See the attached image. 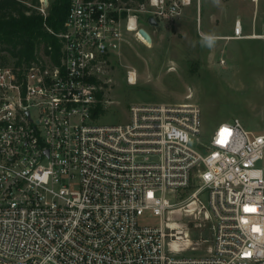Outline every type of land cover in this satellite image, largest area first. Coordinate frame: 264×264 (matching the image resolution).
<instances>
[{"label":"built area","instance_id":"obj_1","mask_svg":"<svg viewBox=\"0 0 264 264\" xmlns=\"http://www.w3.org/2000/svg\"><path fill=\"white\" fill-rule=\"evenodd\" d=\"M190 2L69 0L62 29L47 28L58 62L0 65V264H264V113L259 132L232 118L206 140L189 101L94 122L100 65L125 33ZM208 221V238L189 237Z\"/></svg>","mask_w":264,"mask_h":264},{"label":"rangeland","instance_id":"obj_2","mask_svg":"<svg viewBox=\"0 0 264 264\" xmlns=\"http://www.w3.org/2000/svg\"><path fill=\"white\" fill-rule=\"evenodd\" d=\"M25 1L31 5L32 0ZM235 19L242 22L244 36H231ZM160 25L142 23L150 46L126 32L120 49L100 65L96 81L102 100L94 122H126L131 104L189 101L201 108L205 140L219 122L232 118L259 132L264 113V0L257 6L244 0H191L180 17ZM205 34L217 37L214 47L201 45ZM129 71L135 74L134 83L128 80ZM191 226V239L199 230L202 238L210 236L206 226ZM204 249L201 244L187 253L198 255Z\"/></svg>","mask_w":264,"mask_h":264},{"label":"trees","instance_id":"obj_3","mask_svg":"<svg viewBox=\"0 0 264 264\" xmlns=\"http://www.w3.org/2000/svg\"><path fill=\"white\" fill-rule=\"evenodd\" d=\"M39 4V0L31 5L25 0H0V64L22 69L48 56L58 62L60 42L47 28L55 33L62 29L69 0H51L45 16ZM101 95L98 91V98ZM100 109L97 104L94 114Z\"/></svg>","mask_w":264,"mask_h":264},{"label":"clouds","instance_id":"obj_4","mask_svg":"<svg viewBox=\"0 0 264 264\" xmlns=\"http://www.w3.org/2000/svg\"><path fill=\"white\" fill-rule=\"evenodd\" d=\"M217 37L212 34H205L201 37V45L207 48L214 47Z\"/></svg>","mask_w":264,"mask_h":264},{"label":"bare ground","instance_id":"obj_5","mask_svg":"<svg viewBox=\"0 0 264 264\" xmlns=\"http://www.w3.org/2000/svg\"><path fill=\"white\" fill-rule=\"evenodd\" d=\"M132 24H133V22H132ZM131 28H134V27L132 26ZM138 38H139L141 41L145 42V44H146L147 46H150V45H151V43H150L148 40H145V38H143V36H138ZM250 38H262V36L255 34V35L250 36ZM143 39H144V40H143ZM134 77H135V74H134L133 72H131L130 75H129V81H130L131 83H134V81H135V78H134Z\"/></svg>","mask_w":264,"mask_h":264},{"label":"water","instance_id":"obj_6","mask_svg":"<svg viewBox=\"0 0 264 264\" xmlns=\"http://www.w3.org/2000/svg\"><path fill=\"white\" fill-rule=\"evenodd\" d=\"M43 4L47 5V0H42ZM149 24H155V21L153 18L149 19ZM140 34L145 38V40L151 41V36L148 34V32L144 28H139Z\"/></svg>","mask_w":264,"mask_h":264},{"label":"crops","instance_id":"obj_7","mask_svg":"<svg viewBox=\"0 0 264 264\" xmlns=\"http://www.w3.org/2000/svg\"><path fill=\"white\" fill-rule=\"evenodd\" d=\"M233 26V25H232ZM153 28V27H152ZM207 227V226H206ZM205 227V228H206ZM207 230H208V232L211 234V231H210V228L209 227H207ZM199 232H200V230L198 231V234H199ZM196 235H197V232H196Z\"/></svg>","mask_w":264,"mask_h":264},{"label":"flooded vegetation","instance_id":"obj_8","mask_svg":"<svg viewBox=\"0 0 264 264\" xmlns=\"http://www.w3.org/2000/svg\"><path fill=\"white\" fill-rule=\"evenodd\" d=\"M208 227V226H207Z\"/></svg>","mask_w":264,"mask_h":264}]
</instances>
